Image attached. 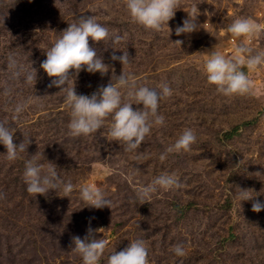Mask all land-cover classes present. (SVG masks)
Listing matches in <instances>:
<instances>
[{"label":"rangeland","instance_id":"obj_1","mask_svg":"<svg viewBox=\"0 0 264 264\" xmlns=\"http://www.w3.org/2000/svg\"><path fill=\"white\" fill-rule=\"evenodd\" d=\"M96 2L99 12L115 21L109 38L119 35V50L127 48L132 57L128 67L113 66L116 75L131 73L137 87L161 92L167 84L172 89V96L160 102L164 125L153 127L135 151H126L109 136V144L98 145L102 150L97 149L98 157L85 178L69 167L71 159L54 162L60 166L58 176L74 185L69 198L52 190L46 196L30 195L23 177L25 165L5 162L0 177V264H82L73 251V237L83 239L89 228H103L94 235L109 242L100 264H108L107 256L114 249L119 252L134 240L144 241L149 264H264V258L245 259L241 245L224 248L216 236L237 218L249 216L257 238L261 236L257 244L264 247V209L252 211L253 202H264V66L242 69L252 82L251 93L242 96L217 93L204 71L211 52L231 58L243 42V38L232 41L227 31L234 20L251 18L264 30V0H181V9L168 22L170 33L166 27L154 32L132 22L124 0ZM192 4L200 13L199 27L176 36L175 29ZM176 40L183 41L181 48L173 43ZM248 46L253 54L264 51V34ZM142 107L132 105L133 110ZM251 120L256 124L242 126ZM236 127L234 139L225 137ZM187 128L197 136L192 150L168 154L161 161L160 155ZM89 151L82 149L77 162H83ZM43 166L47 168L48 162ZM12 168L14 172L9 171ZM165 173L177 174L182 187L160 190L140 205L138 190ZM83 185L100 188L111 200L110 209L85 206L79 191ZM240 190H249L253 198L240 202ZM228 200L230 213L218 217ZM252 236L249 242L256 247ZM177 244L184 246L185 257L174 255Z\"/></svg>","mask_w":264,"mask_h":264},{"label":"clouds","instance_id":"obj_2","mask_svg":"<svg viewBox=\"0 0 264 264\" xmlns=\"http://www.w3.org/2000/svg\"><path fill=\"white\" fill-rule=\"evenodd\" d=\"M197 4H192L187 18L181 26L175 29V35L191 34L198 29L197 17L200 15ZM125 9L132 22L139 24L145 30L160 32L164 27L171 32L168 22L175 16L177 9H181V0H124ZM227 31L236 39L243 38V42L234 48V55L226 58L219 51L211 52L204 64L206 79L210 85L215 86L217 93L224 96L247 95L251 93L252 82L242 70L247 67L249 71H255L264 66V51L253 54V49L248 45L254 38L264 34V30L251 18H238L227 28ZM89 38L94 42L108 41L119 43L122 39L119 35L109 38L108 29L102 26L92 16H81L77 22L68 24L62 35L45 52L46 59L40 64V68L51 79L49 87H57L64 92L66 105L70 109L69 134L72 137L90 136L100 130L106 120L111 118L109 135L111 139L125 146L126 151L139 149L145 138L151 134L153 127L164 125L165 117L159 113L161 100L170 98L172 89L164 84L162 91L157 92L146 86L137 87L135 78L129 72L115 74L112 65L104 62L102 55L89 46ZM181 48L182 40L173 42ZM115 51L110 55L111 61H118L122 68L131 65L127 48L118 50L122 54L116 55ZM10 67L15 68L16 61L10 57ZM101 77L112 73L110 82L97 89L91 96L78 95L75 91V80L80 71ZM19 72L15 75L19 76ZM73 77L75 79H73ZM113 77L115 80L113 81ZM26 82L32 87L37 80V70H31L25 76ZM127 96V102L124 101ZM142 105V109L133 110L132 105ZM27 104H17L13 109V119H19ZM16 128L0 122V144L6 149V159L10 162L21 158V153H26L29 138L18 145L14 143ZM197 136L193 129L183 130L178 139L165 152L160 155V160L167 158L168 154L189 152L196 143ZM26 191L30 195L46 196L50 190L62 192L69 198L74 191V185L63 181L58 176L56 166L49 162L47 168L36 159L25 161L23 173ZM182 187L180 177L175 173H165L156 177L150 185L140 188L137 197L140 205L147 203L152 195L160 190L174 191ZM81 200L85 206L93 209L111 207V200L106 198L104 192L93 185H83L79 189ZM252 191V190H251ZM240 202L251 200L253 196L249 190H240ZM264 209V202L256 200L252 204L253 212ZM103 228L88 229V235L83 239L73 237V251L77 253L82 264H100L104 257L109 242L105 239H97L94 232H100ZM177 257L187 255L182 244H177L172 249ZM108 264H149L148 248L143 240H134L123 250L115 249L107 256Z\"/></svg>","mask_w":264,"mask_h":264},{"label":"trees","instance_id":"obj_3","mask_svg":"<svg viewBox=\"0 0 264 264\" xmlns=\"http://www.w3.org/2000/svg\"><path fill=\"white\" fill-rule=\"evenodd\" d=\"M81 16L94 17L108 31L116 27L110 16H103L99 12L96 0H0V122L16 128L14 143L17 145L24 139L29 138L31 141L26 153H21V158L17 159V162L21 161V166L25 165L27 159H36L42 165L46 162H69L71 159L69 167L77 171L80 178H85L91 163L98 157V145L109 144L111 118L93 135L72 137L68 128L71 117L65 101L66 94L55 86L49 87L52 78L40 68L41 62L46 59L45 52L62 35L68 24L77 22ZM89 46L103 56L105 63L112 66L119 64L118 61L110 60L114 50L116 55L122 54L118 51L117 43L94 42L89 38ZM10 57L16 61L15 68L10 67ZM138 57L141 55L138 54ZM31 67L37 70V80L33 87L25 79ZM17 72L19 76L15 75ZM111 75L109 72L101 77L98 72L90 74L82 70L76 77L75 91L78 95L91 96L98 88L110 82ZM17 104H27L18 120L13 119V109ZM255 124L256 120H251L242 126ZM238 130L239 127H236L226 132L225 137L234 139ZM84 148L90 151L85 155V160L79 163L76 159H80ZM5 151V147L0 144V177L4 174L5 162L12 164L6 159ZM9 171L14 172L13 168ZM231 208L232 202L228 200L216 215L225 217ZM251 225L249 216L237 218L234 225L228 230L223 227L216 236L221 238L224 248L241 245L245 259H263L264 247L260 248L257 244L261 236L257 238L258 232H254L255 227ZM250 234H254L252 239L256 247H252L249 242Z\"/></svg>","mask_w":264,"mask_h":264},{"label":"built area","instance_id":"obj_4","mask_svg":"<svg viewBox=\"0 0 264 264\" xmlns=\"http://www.w3.org/2000/svg\"><path fill=\"white\" fill-rule=\"evenodd\" d=\"M231 40H232V41H235V40H236V38L232 37V39H231ZM253 40H254V39H253ZM253 40H252V41H253Z\"/></svg>","mask_w":264,"mask_h":264}]
</instances>
